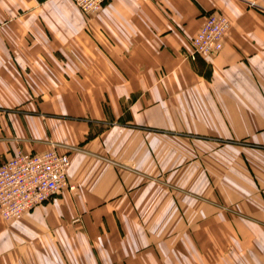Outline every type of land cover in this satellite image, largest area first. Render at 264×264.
Returning a JSON list of instances; mask_svg holds the SVG:
<instances>
[{"label":"crops","instance_id":"obj_1","mask_svg":"<svg viewBox=\"0 0 264 264\" xmlns=\"http://www.w3.org/2000/svg\"><path fill=\"white\" fill-rule=\"evenodd\" d=\"M52 142L76 187L0 216V264H264V0H0V163Z\"/></svg>","mask_w":264,"mask_h":264},{"label":"built area","instance_id":"obj_2","mask_svg":"<svg viewBox=\"0 0 264 264\" xmlns=\"http://www.w3.org/2000/svg\"><path fill=\"white\" fill-rule=\"evenodd\" d=\"M86 15L99 13L107 0H73ZM231 28L230 19L222 12H211L192 39L190 59L207 57L222 49ZM52 142L42 152L18 150L0 163V216L20 219L35 206L58 193L62 188L75 189L69 182L70 156Z\"/></svg>","mask_w":264,"mask_h":264},{"label":"rangeland","instance_id":"obj_3","mask_svg":"<svg viewBox=\"0 0 264 264\" xmlns=\"http://www.w3.org/2000/svg\"><path fill=\"white\" fill-rule=\"evenodd\" d=\"M217 12H221V11H217ZM222 13H223V12H222ZM208 14H209V13H208ZM224 14H225V13H224ZM229 31H230V30H229ZM229 31H228V33H229ZM228 33H227V34H228ZM226 36H227V35H226ZM68 154H69V153H68ZM56 194H57V193H56ZM56 194H54V195L51 197V199H53L54 196H55ZM51 199H50V200H51ZM50 200H48V201H50ZM48 201H46V202H48ZM46 202H44V203H46ZM42 204H43V203H42ZM37 206H38V205H37ZM35 207H36V206H35Z\"/></svg>","mask_w":264,"mask_h":264},{"label":"bare ground","instance_id":"obj_4","mask_svg":"<svg viewBox=\"0 0 264 264\" xmlns=\"http://www.w3.org/2000/svg\"><path fill=\"white\" fill-rule=\"evenodd\" d=\"M74 3H75V2H74ZM102 10H103V9H102ZM102 10H101V11H102ZM101 11H100V12H101ZM97 14H98V13H97ZM94 15H96V14H94ZM89 16H92V15H89ZM23 216H24V215H23ZM21 218H22V217H21Z\"/></svg>","mask_w":264,"mask_h":264}]
</instances>
